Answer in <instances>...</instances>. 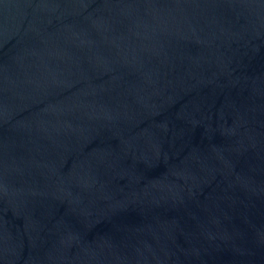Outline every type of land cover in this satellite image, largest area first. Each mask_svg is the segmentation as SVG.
<instances>
[{"label": "water", "instance_id": "1", "mask_svg": "<svg viewBox=\"0 0 264 264\" xmlns=\"http://www.w3.org/2000/svg\"><path fill=\"white\" fill-rule=\"evenodd\" d=\"M0 264H264V0H0Z\"/></svg>", "mask_w": 264, "mask_h": 264}]
</instances>
